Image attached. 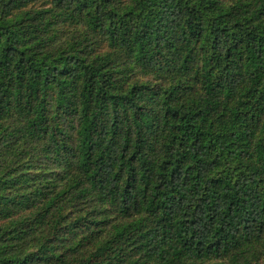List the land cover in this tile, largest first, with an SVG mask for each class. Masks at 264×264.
<instances>
[{
    "label": "trees",
    "instance_id": "obj_1",
    "mask_svg": "<svg viewBox=\"0 0 264 264\" xmlns=\"http://www.w3.org/2000/svg\"><path fill=\"white\" fill-rule=\"evenodd\" d=\"M0 264H264V0H0Z\"/></svg>",
    "mask_w": 264,
    "mask_h": 264
}]
</instances>
